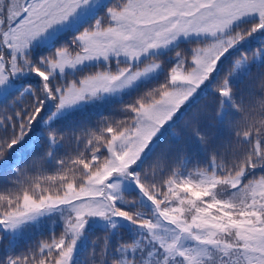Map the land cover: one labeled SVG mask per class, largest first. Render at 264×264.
Instances as JSON below:
<instances>
[{
  "label": "snow or ice",
  "instance_id": "obj_1",
  "mask_svg": "<svg viewBox=\"0 0 264 264\" xmlns=\"http://www.w3.org/2000/svg\"><path fill=\"white\" fill-rule=\"evenodd\" d=\"M0 105V264H264V0H0Z\"/></svg>",
  "mask_w": 264,
  "mask_h": 264
},
{
  "label": "trees",
  "instance_id": "obj_2",
  "mask_svg": "<svg viewBox=\"0 0 264 264\" xmlns=\"http://www.w3.org/2000/svg\"><path fill=\"white\" fill-rule=\"evenodd\" d=\"M255 69H253V75H255ZM30 97H25V101H30ZM128 98H126L127 100ZM213 97L211 94L202 95L199 103L196 105L195 108H193V111L199 110L202 113L203 119L202 124L204 125V131L207 133L210 140H215L219 138L220 140H223L227 137V130L221 131L219 130L218 126L216 125L215 121L212 120L210 117L212 115V105H213ZM3 105H0V108H2ZM119 105H112L108 108H100V109H94L92 111L91 119L93 122H95L99 117L96 115L97 112H103L105 116H108L112 109L118 108ZM174 132L176 134V137H170L167 143H172L173 139H175V143L184 147L185 149V155H188L192 158L193 163L196 162L197 159H200L201 156L197 154L196 149L194 147L195 142L191 139L190 134L188 131L184 128V122L181 121L179 127L174 129ZM73 145H70L68 141L64 142V146L60 149L59 155H63L65 151H71ZM8 176H11V172L7 173ZM5 177L4 173H0V183L3 182ZM52 226V222H50V225ZM57 234L59 233V228L56 229ZM48 236V233L45 232L43 235H41L39 232H37L34 229H28L25 238L21 241L20 247H26L29 244H35L37 241L46 239ZM104 236V233L97 229L90 237V240L100 242V239H102ZM99 238V239H98ZM127 239V236L124 237ZM0 249H2V246H0ZM90 252L91 248L88 250H85L81 253L80 259L82 261V264H85V262L90 258Z\"/></svg>",
  "mask_w": 264,
  "mask_h": 264
}]
</instances>
